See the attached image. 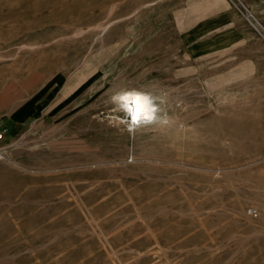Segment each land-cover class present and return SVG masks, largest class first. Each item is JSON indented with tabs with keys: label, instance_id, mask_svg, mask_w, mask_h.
<instances>
[{
	"label": "rangeland",
	"instance_id": "obj_1",
	"mask_svg": "<svg viewBox=\"0 0 264 264\" xmlns=\"http://www.w3.org/2000/svg\"><path fill=\"white\" fill-rule=\"evenodd\" d=\"M234 2L264 22V0H0V264H264V44ZM119 86L170 119L130 132Z\"/></svg>",
	"mask_w": 264,
	"mask_h": 264
},
{
	"label": "clouds",
	"instance_id": "obj_2",
	"mask_svg": "<svg viewBox=\"0 0 264 264\" xmlns=\"http://www.w3.org/2000/svg\"><path fill=\"white\" fill-rule=\"evenodd\" d=\"M156 101L157 97L153 94L136 89L121 90L110 97L115 111L123 114L118 117L119 122L125 124L130 132L158 119Z\"/></svg>",
	"mask_w": 264,
	"mask_h": 264
},
{
	"label": "crops",
	"instance_id": "obj_3",
	"mask_svg": "<svg viewBox=\"0 0 264 264\" xmlns=\"http://www.w3.org/2000/svg\"><path fill=\"white\" fill-rule=\"evenodd\" d=\"M242 4L243 3H237L234 2V5L236 6V8L238 9V13H240V17L243 15L244 16V22L246 23L247 27L246 30L248 29V35L247 32H241V30L239 31V39L240 42H244L247 41V39L245 37L248 36V42L251 43L252 45H257V44H264V22H262L260 19H258V17L255 16V14H253L252 11H250L246 6V10H243L242 8ZM242 14V15H241ZM242 20V19H241ZM249 27V28H248ZM21 109H23V107L18 108L16 110H14L10 117H9V121L10 123H24L28 120V118L31 117V114H26L27 116L24 118H21L18 115V111H20ZM7 125V124H6Z\"/></svg>",
	"mask_w": 264,
	"mask_h": 264
},
{
	"label": "bare ground",
	"instance_id": "obj_4",
	"mask_svg": "<svg viewBox=\"0 0 264 264\" xmlns=\"http://www.w3.org/2000/svg\"><path fill=\"white\" fill-rule=\"evenodd\" d=\"M128 85V84H127ZM137 86V85H136ZM136 86H130V87H128V86H119L118 87V90L116 91V92H118V91H121V90H125V89H136V90H139V91H143V92H148V93H151V94H153L155 97H157V105H158V107H159V111H158V113H157V116H158V119L155 121V122H153V123H151V124H149V125H144V126H151V125H153V124H155L156 122H158V121H160L159 123H161V122H163V121H165V120H167L168 118H169V116L167 115V114H164L163 113V109L164 108H162L161 107V103L159 102V100L160 99H162V100H160V101H162V102H166L167 101V94H164V93H159L158 91V93L157 92H151L149 89V91L148 90H146L145 88L144 89H142V88H139V87H136ZM115 92V93H116ZM168 103V102H167ZM167 110V109H166ZM165 112V111H164ZM170 119V118H169ZM172 119V118H171ZM169 121V120H168ZM167 121V122H168ZM170 122V121H169ZM165 123V122H164ZM161 125H164V124H161ZM157 126V125H156ZM161 127V126H160ZM161 154V153H160ZM165 156V155H164ZM158 160V159H157ZM161 160V159H160ZM170 160V159H169ZM182 163V162H181ZM96 164V163H95ZM185 166V165H184ZM165 210V209H164ZM233 212V211H232ZM264 212V211H263ZM263 219H264V215H263V217H262ZM262 231V230H261ZM252 236V235H251Z\"/></svg>",
	"mask_w": 264,
	"mask_h": 264
},
{
	"label": "built area",
	"instance_id": "obj_5",
	"mask_svg": "<svg viewBox=\"0 0 264 264\" xmlns=\"http://www.w3.org/2000/svg\"><path fill=\"white\" fill-rule=\"evenodd\" d=\"M11 134V128L5 123L0 121V158L4 157L5 149L7 147L6 142ZM248 213L250 215L256 216L259 214V210L257 208H249Z\"/></svg>",
	"mask_w": 264,
	"mask_h": 264
}]
</instances>
